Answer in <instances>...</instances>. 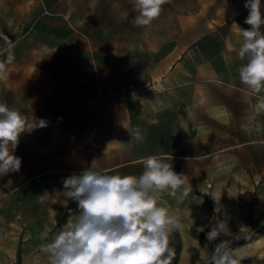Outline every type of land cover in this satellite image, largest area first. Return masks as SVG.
<instances>
[{
    "label": "rangeland",
    "instance_id": "1",
    "mask_svg": "<svg viewBox=\"0 0 264 264\" xmlns=\"http://www.w3.org/2000/svg\"><path fill=\"white\" fill-rule=\"evenodd\" d=\"M245 2L167 0L136 26L135 0H0V102L45 122L21 134L19 171L0 174V264H48L44 246L80 214L66 178L138 176L151 155L185 179L158 196L182 224L171 264L187 235L188 264H213L221 240L238 264H264V91L239 78Z\"/></svg>",
    "mask_w": 264,
    "mask_h": 264
},
{
    "label": "clouds",
    "instance_id": "2",
    "mask_svg": "<svg viewBox=\"0 0 264 264\" xmlns=\"http://www.w3.org/2000/svg\"><path fill=\"white\" fill-rule=\"evenodd\" d=\"M166 2L135 0L136 26L150 25ZM244 6L249 10L245 23L250 27L240 28L244 43L238 55L247 63L240 67L239 78L259 94L264 91V13L261 0H246ZM12 60L9 56L8 63ZM258 107L264 109V96L259 97ZM44 124L29 123L20 112L0 102V174L19 171L21 159L14 153L21 134ZM135 139L143 137L137 134ZM142 163L144 170L138 176L109 175L91 166L64 180V196L77 203L80 214L70 218L44 246L48 264H171L175 253L169 247L170 237L182 224L168 208L158 206V196L168 190L175 194L185 179L167 158L151 155ZM224 227L223 222L213 226L206 233L207 241H216ZM212 259L213 264H238L224 240L214 245Z\"/></svg>",
    "mask_w": 264,
    "mask_h": 264
},
{
    "label": "crops",
    "instance_id": "3",
    "mask_svg": "<svg viewBox=\"0 0 264 264\" xmlns=\"http://www.w3.org/2000/svg\"><path fill=\"white\" fill-rule=\"evenodd\" d=\"M192 237L187 235L186 242L182 245V258L180 260V264H188L190 261L196 260V257L193 258L191 255L193 253V247H192ZM197 242H194L196 245Z\"/></svg>",
    "mask_w": 264,
    "mask_h": 264
}]
</instances>
